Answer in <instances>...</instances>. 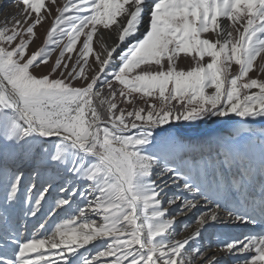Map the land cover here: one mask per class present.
Listing matches in <instances>:
<instances>
[{
    "label": "snow or ice",
    "instance_id": "1",
    "mask_svg": "<svg viewBox=\"0 0 264 264\" xmlns=\"http://www.w3.org/2000/svg\"><path fill=\"white\" fill-rule=\"evenodd\" d=\"M12 7L0 264H264V0Z\"/></svg>",
    "mask_w": 264,
    "mask_h": 264
},
{
    "label": "rangeland",
    "instance_id": "2",
    "mask_svg": "<svg viewBox=\"0 0 264 264\" xmlns=\"http://www.w3.org/2000/svg\"><path fill=\"white\" fill-rule=\"evenodd\" d=\"M5 1L6 0H0V24L3 23V21L5 20L6 17L11 16L15 12V8L12 7L13 0L11 1L12 3L9 5L8 9L6 11L4 10L3 6L6 3ZM46 2H47V0H46ZM58 3L62 6L63 3H64V0H58ZM53 15H56L55 11H53ZM52 24H53V20L51 18H49V19L46 20V22H44L41 26H39L37 28V30H36L37 31V39L34 41V43L32 45H30V48H29V52L30 53L36 51L39 47L43 46L44 40L46 39V36H47V32L52 27ZM112 42H113L112 40L108 41V43H112ZM78 47H79V45H78ZM58 54H59V49H57L56 52H54L52 54V57H51V59L49 61V66L55 61V59L57 58ZM259 62L260 61L258 60V63ZM190 63H191V61H183L182 60L181 63H180V67L187 68L190 65ZM236 68H237V66H234L233 67V71H236ZM43 70L46 72L47 71V67H45ZM250 75L255 76L256 73L253 72ZM222 130L223 131H227V128H224ZM168 195L171 196L172 192H171V194L168 193ZM178 219L185 220L183 217L182 218L179 217ZM236 234L238 235L239 233H236ZM88 247H91V245H89Z\"/></svg>",
    "mask_w": 264,
    "mask_h": 264
},
{
    "label": "bare ground",
    "instance_id": "3",
    "mask_svg": "<svg viewBox=\"0 0 264 264\" xmlns=\"http://www.w3.org/2000/svg\"><path fill=\"white\" fill-rule=\"evenodd\" d=\"M12 0H6L5 2V4H7V5H10L12 2H11ZM13 9V8H12ZM169 194H171V192H169ZM182 218V217H181ZM185 220H187L188 218L187 217H183ZM180 220H182V219H180ZM258 230V229H257ZM241 231H243V230H241ZM237 233H239V232H237ZM188 233L187 232H184L181 236H179L177 239H182L183 238V236L184 235H187ZM239 235V234H238Z\"/></svg>",
    "mask_w": 264,
    "mask_h": 264
}]
</instances>
